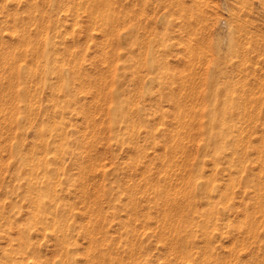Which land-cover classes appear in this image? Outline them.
Returning a JSON list of instances; mask_svg holds the SVG:
<instances>
[{"label": "rangeland", "instance_id": "374dc122", "mask_svg": "<svg viewBox=\"0 0 264 264\" xmlns=\"http://www.w3.org/2000/svg\"><path fill=\"white\" fill-rule=\"evenodd\" d=\"M0 264H264V0H0Z\"/></svg>", "mask_w": 264, "mask_h": 264}]
</instances>
